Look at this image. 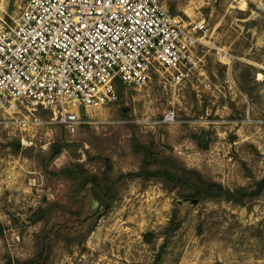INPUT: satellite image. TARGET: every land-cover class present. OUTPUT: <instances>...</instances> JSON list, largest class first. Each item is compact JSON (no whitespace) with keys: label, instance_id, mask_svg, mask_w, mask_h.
Here are the masks:
<instances>
[{"label":"rangeland","instance_id":"1","mask_svg":"<svg viewBox=\"0 0 264 264\" xmlns=\"http://www.w3.org/2000/svg\"><path fill=\"white\" fill-rule=\"evenodd\" d=\"M25 1L7 4L17 12ZM167 5L187 22L208 24L214 48L198 49L202 67L192 80L172 89L154 73L143 88L125 86L118 103L81 111L73 135L39 127L42 147L23 144L0 118V264L34 258L45 234L56 239L52 264H264V193L244 204L202 200L182 211L178 201L192 189L128 176L144 167L139 141L227 189L250 192L264 178V0ZM169 110L178 123H162ZM71 165L106 180L116 195L94 227L81 231L72 224L87 208L83 177L60 173ZM70 221L72 233L53 231Z\"/></svg>","mask_w":264,"mask_h":264},{"label":"built area","instance_id":"2","mask_svg":"<svg viewBox=\"0 0 264 264\" xmlns=\"http://www.w3.org/2000/svg\"><path fill=\"white\" fill-rule=\"evenodd\" d=\"M208 36L206 22L172 14L167 0H26L17 12L0 0V118L29 146L46 145L42 126L73 135L81 111L119 102L118 83L140 89L154 73L172 89L192 80L198 49L214 48ZM162 123H178L176 112Z\"/></svg>","mask_w":264,"mask_h":264},{"label":"trees","instance_id":"3","mask_svg":"<svg viewBox=\"0 0 264 264\" xmlns=\"http://www.w3.org/2000/svg\"><path fill=\"white\" fill-rule=\"evenodd\" d=\"M124 89L125 86L122 83H118L117 92L120 96L124 95ZM135 148H137L138 152H142L143 154L144 167L139 172L129 174L128 176L130 178H143L146 180L149 178H158L163 180L166 185L173 184L181 188L187 186L192 189V192L185 195V197L195 198L197 199V203L202 200H227L236 204H244L246 201L256 199L264 193V178L261 179L250 192L242 188L231 190L211 179H206L198 171L179 168L175 159L172 157H159L157 151L150 145L137 141L135 142ZM107 163L108 168L104 173L105 177L108 176L111 170L110 162L107 161ZM154 164L158 165V167L154 170H149L148 167ZM60 173L73 180L83 177V183L81 185L82 190H86L88 184H93L109 201L110 206L113 203L116 195L112 190L113 186L109 185L106 180H101L96 176H85L83 169L77 165L65 167ZM93 227L94 225L91 226V228ZM178 227L179 223L173 222L170 227V232H175ZM147 236L152 235L149 234ZM42 238L40 249L34 258L18 260L8 257L3 264H52V246L56 239L48 236V234H45ZM72 240L73 239L68 238V241L72 242Z\"/></svg>","mask_w":264,"mask_h":264},{"label":"water","instance_id":"4","mask_svg":"<svg viewBox=\"0 0 264 264\" xmlns=\"http://www.w3.org/2000/svg\"><path fill=\"white\" fill-rule=\"evenodd\" d=\"M87 208L78 222H73L75 231H81L85 227H89L98 222V220L106 213L110 207L109 201L101 194V192L93 185L86 186ZM197 203L195 198H182L178 201V206L182 211L194 206ZM69 216H64L65 221L69 220Z\"/></svg>","mask_w":264,"mask_h":264},{"label":"flooded vegetation","instance_id":"5","mask_svg":"<svg viewBox=\"0 0 264 264\" xmlns=\"http://www.w3.org/2000/svg\"><path fill=\"white\" fill-rule=\"evenodd\" d=\"M75 222L77 223L78 220H76ZM71 223H72V221L68 222L67 224H65V225H63V226L60 225V226H58V227H55L53 231H55V232L57 233V232L62 231V230L66 229V228L68 227V228H71V233H72V231H73V230H72L73 227L71 226ZM71 233H70V234H71Z\"/></svg>","mask_w":264,"mask_h":264}]
</instances>
